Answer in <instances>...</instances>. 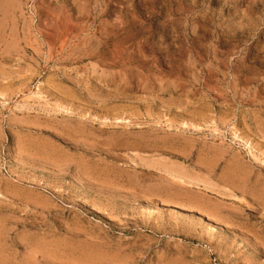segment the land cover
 <instances>
[{
  "label": "rangeland",
  "instance_id": "374dc122",
  "mask_svg": "<svg viewBox=\"0 0 264 264\" xmlns=\"http://www.w3.org/2000/svg\"><path fill=\"white\" fill-rule=\"evenodd\" d=\"M0 264H264V0H0Z\"/></svg>",
  "mask_w": 264,
  "mask_h": 264
}]
</instances>
